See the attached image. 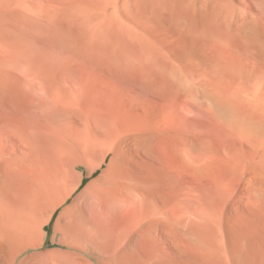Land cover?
Here are the masks:
<instances>
[{"label":"rangeland","instance_id":"rangeland-1","mask_svg":"<svg viewBox=\"0 0 264 264\" xmlns=\"http://www.w3.org/2000/svg\"><path fill=\"white\" fill-rule=\"evenodd\" d=\"M213 16L200 24L185 0H0L9 189L104 157L105 232L136 235L131 262L264 264V60L242 38L264 33V0Z\"/></svg>","mask_w":264,"mask_h":264},{"label":"crops","instance_id":"crops-1","mask_svg":"<svg viewBox=\"0 0 264 264\" xmlns=\"http://www.w3.org/2000/svg\"><path fill=\"white\" fill-rule=\"evenodd\" d=\"M103 162L104 157L98 166L89 161L70 163L30 190L19 179L10 190L0 170V264H137L126 258L137 251L126 245L136 235L105 232L104 207L99 202L109 177L105 168L94 175ZM195 240L193 247L200 250V241ZM195 254V263L201 264Z\"/></svg>","mask_w":264,"mask_h":264},{"label":"bare ground","instance_id":"bare-ground-1","mask_svg":"<svg viewBox=\"0 0 264 264\" xmlns=\"http://www.w3.org/2000/svg\"><path fill=\"white\" fill-rule=\"evenodd\" d=\"M220 1L221 0H185V3L187 4L189 8H191V10L194 13H196L200 17V24L202 23L212 24L215 21L213 12L216 9ZM249 32H250L249 34L242 36L243 39L251 42V46L247 48L248 56H257L264 60V33L263 31L261 32L260 30H257V29H250ZM162 74L180 92L182 93L189 92V94L192 97H194L195 91H197V86H195L194 84L192 86H187L185 84V81L182 79L181 77L182 75L177 67L173 66L172 64H169V62H164L162 66ZM257 77L260 83L263 84V86L262 85L261 86L264 88V70L260 71Z\"/></svg>","mask_w":264,"mask_h":264},{"label":"trees","instance_id":"trees-1","mask_svg":"<svg viewBox=\"0 0 264 264\" xmlns=\"http://www.w3.org/2000/svg\"><path fill=\"white\" fill-rule=\"evenodd\" d=\"M98 172H99V171L97 170V171L94 173V175H96ZM85 182H86V179L83 180V184H84ZM46 231H47V234L50 233V231H51V226H50V225L46 227Z\"/></svg>","mask_w":264,"mask_h":264}]
</instances>
